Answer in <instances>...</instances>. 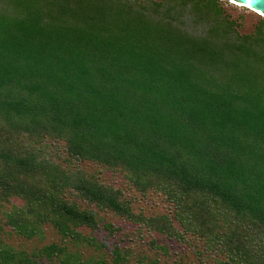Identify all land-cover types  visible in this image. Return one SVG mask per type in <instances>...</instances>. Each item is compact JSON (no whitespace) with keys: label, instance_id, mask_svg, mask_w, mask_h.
<instances>
[{"label":"trees","instance_id":"1","mask_svg":"<svg viewBox=\"0 0 264 264\" xmlns=\"http://www.w3.org/2000/svg\"><path fill=\"white\" fill-rule=\"evenodd\" d=\"M242 26L220 0H0V200L24 202L7 217L19 235L51 224L62 239L31 255L0 247V264H125L70 250L94 244L78 228L98 220L69 190L196 239L214 264H264V18ZM21 133L161 190L174 219L135 213L122 190L18 146Z\"/></svg>","mask_w":264,"mask_h":264},{"label":"rangeland","instance_id":"2","mask_svg":"<svg viewBox=\"0 0 264 264\" xmlns=\"http://www.w3.org/2000/svg\"><path fill=\"white\" fill-rule=\"evenodd\" d=\"M220 1L226 13L245 26H242L244 32L253 31L256 23L264 18V14L260 16L255 9L242 3L237 6L231 0ZM182 21L188 31L199 33L203 30V27L195 25L188 15ZM17 143L18 146L35 150L42 156L41 158L53 160L66 168L79 169L87 176L96 178L99 183L122 190V198L130 201L137 214L146 217L168 215L174 219L175 206L161 190L151 188L145 194L140 193L132 186L125 173L119 169L112 170L93 161H77L71 158L66 151L65 142L59 138L48 133L34 136L21 133ZM66 197L81 209L94 210L98 220V226L95 229L78 228L85 237L94 240L92 246L82 242L69 245L70 250L80 252L83 259L112 263L116 252H119L126 257L125 264H214L213 258L204 254L199 257L196 254L197 246L200 245L196 239H190L187 236V239L180 240L158 234L148 229L143 223L133 222L112 211L102 209L96 204H91L73 190L67 191ZM23 203L19 198H11L10 201L0 200V247L5 250L11 249L14 253L26 252L31 255L49 244H61V236L51 224L44 226L45 236L41 239H27L7 224L9 213ZM36 264L51 263L41 257L36 260Z\"/></svg>","mask_w":264,"mask_h":264},{"label":"water","instance_id":"3","mask_svg":"<svg viewBox=\"0 0 264 264\" xmlns=\"http://www.w3.org/2000/svg\"><path fill=\"white\" fill-rule=\"evenodd\" d=\"M239 3L249 6L264 14V0H239Z\"/></svg>","mask_w":264,"mask_h":264},{"label":"clouds","instance_id":"4","mask_svg":"<svg viewBox=\"0 0 264 264\" xmlns=\"http://www.w3.org/2000/svg\"><path fill=\"white\" fill-rule=\"evenodd\" d=\"M231 2H232V3H236L237 6H240V4H239V0H231Z\"/></svg>","mask_w":264,"mask_h":264},{"label":"bare ground","instance_id":"5","mask_svg":"<svg viewBox=\"0 0 264 264\" xmlns=\"http://www.w3.org/2000/svg\"><path fill=\"white\" fill-rule=\"evenodd\" d=\"M257 11V10H256ZM257 13H258V15H260V16H262L263 15V13L262 12H260V11H257Z\"/></svg>","mask_w":264,"mask_h":264}]
</instances>
